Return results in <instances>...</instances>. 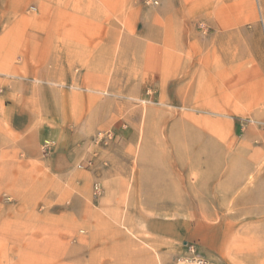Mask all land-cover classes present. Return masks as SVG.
<instances>
[{"label":"rangeland","instance_id":"1","mask_svg":"<svg viewBox=\"0 0 264 264\" xmlns=\"http://www.w3.org/2000/svg\"><path fill=\"white\" fill-rule=\"evenodd\" d=\"M185 258L264 264V0H0V264Z\"/></svg>","mask_w":264,"mask_h":264},{"label":"crops","instance_id":"2","mask_svg":"<svg viewBox=\"0 0 264 264\" xmlns=\"http://www.w3.org/2000/svg\"><path fill=\"white\" fill-rule=\"evenodd\" d=\"M60 124L61 118L56 112H46L40 115L38 120L39 136L42 137L43 140L48 141L57 139Z\"/></svg>","mask_w":264,"mask_h":264},{"label":"built area","instance_id":"3","mask_svg":"<svg viewBox=\"0 0 264 264\" xmlns=\"http://www.w3.org/2000/svg\"><path fill=\"white\" fill-rule=\"evenodd\" d=\"M192 263L193 264H206V262L201 258L194 259L193 262H192V259L185 258V259L180 260L178 264H192Z\"/></svg>","mask_w":264,"mask_h":264}]
</instances>
